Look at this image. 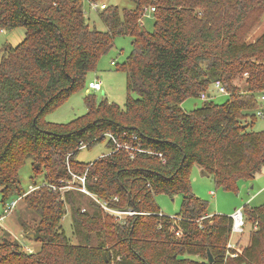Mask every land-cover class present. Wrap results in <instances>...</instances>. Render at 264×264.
<instances>
[{
    "label": "trees",
    "instance_id": "trees-1",
    "mask_svg": "<svg viewBox=\"0 0 264 264\" xmlns=\"http://www.w3.org/2000/svg\"><path fill=\"white\" fill-rule=\"evenodd\" d=\"M85 1L98 0H0V30L24 31L17 47L0 52V199L24 196L39 218L27 234L41 245L26 253L3 238L0 264H264V204L242 208L250 228L238 251L228 247L231 217L209 216L189 182L197 166L230 191L264 170V131L249 132L244 124L262 111L264 29L252 42L245 37L264 17V0H126L132 9L102 10L105 32L86 23ZM151 8L152 34L141 20ZM126 36L132 51L121 68L124 108L88 96L85 115L62 124L46 121L85 85L86 73L115 39ZM216 82L228 93L223 104L209 94ZM202 93L201 106L181 108ZM107 133L134 150H117ZM104 142L106 155L77 161L81 149ZM30 157L34 176L44 174L31 192L18 176ZM73 175L84 176L87 191L109 207L136 214L117 222L95 203L92 212L82 211L76 192L59 189L67 184L58 182ZM159 194L182 196L177 215L160 211ZM68 208L73 235L85 233L86 245L72 244L64 232Z\"/></svg>",
    "mask_w": 264,
    "mask_h": 264
},
{
    "label": "rangeland",
    "instance_id": "rangeland-1",
    "mask_svg": "<svg viewBox=\"0 0 264 264\" xmlns=\"http://www.w3.org/2000/svg\"><path fill=\"white\" fill-rule=\"evenodd\" d=\"M96 3L105 4L107 7H118L120 11L123 9H132L134 5L126 0H98ZM83 13L86 23L90 28H95L97 31L105 32L106 27L101 20L102 10H94L89 2L83 3ZM142 24L147 33L152 34L154 31L155 17L150 11H146L142 15ZM264 29V17L261 22L252 28L246 35L245 40L252 42L259 36ZM24 38V31L22 29H15L11 31H0V52L7 47H17ZM132 40L130 37H117L114 41V48L106 55L100 57L95 67L86 73L85 85L71 95L62 105L56 108L53 112L46 114L45 120L52 123H68L76 117L85 115L87 112L85 100L88 96L94 97V102L99 103L104 99L109 102L117 103L121 108L125 106L126 100V77L121 71L122 65L132 51ZM112 62L117 64V67L112 66ZM99 82L101 90L98 92L89 91L87 86L89 82ZM237 84L242 85V81L238 80ZM209 94L211 100L216 104H223L227 101V94H220L213 86L210 87ZM264 96V95H263ZM136 97V96H134ZM203 101L196 98L186 99L181 108L186 112H190L196 107L201 106ZM261 103L262 112H264V101ZM255 113L248 116L244 124L248 125L249 132L264 131V117L255 118ZM105 142L97 144L91 149L83 148L77 155V161L80 163H91L102 155L108 153ZM33 159L27 158L23 165L18 169V176L21 179V188L26 190L29 186L41 185L44 180V174L41 173L37 177L34 176L32 170ZM189 182L194 196L205 201L208 206V213L211 215H227L231 216L236 210H242L244 206L256 207L264 204V174L252 180H241L237 184L236 190H224L217 187L212 179L205 174L199 167L193 166L189 173ZM68 183L70 187L62 189L70 190L77 193L78 201L81 210L92 212V205L95 203L90 197L79 195L73 187L76 186V181L60 180L58 185ZM75 193V194H76ZM155 203L160 211L169 217L178 214L182 201L180 194L168 196L159 194L155 197ZM11 202V199L6 200L4 203L0 199V213L2 207ZM96 204V203H95ZM39 221L37 215L29 210L23 199L18 201L15 208L0 221V242L3 238H9L16 241L26 253L39 252L41 245L27 237V233L32 232ZM71 212L67 209V214L62 221L64 232L72 244L86 245L87 236L84 233H79L77 236L73 235L71 230ZM26 225L25 230L22 225ZM249 223L244 227V232L241 235L232 234L229 243L234 245L235 249L241 251L248 242ZM90 244L96 245L97 239L92 235Z\"/></svg>",
    "mask_w": 264,
    "mask_h": 264
},
{
    "label": "built area",
    "instance_id": "built-area-1",
    "mask_svg": "<svg viewBox=\"0 0 264 264\" xmlns=\"http://www.w3.org/2000/svg\"><path fill=\"white\" fill-rule=\"evenodd\" d=\"M90 6L94 9V10H104L106 8L105 4H98V3H89ZM147 11L153 12L154 8H151L150 10L148 9ZM1 31V30H0ZM112 66L115 65V62L111 63ZM214 88L220 93V94H228L225 90V88L220 84V82H216L214 84ZM88 89L98 92L101 90V84L99 82H90L88 84ZM201 100H206V94L202 93L201 94ZM261 101H264V96L260 97ZM257 117L259 118H263L264 117V112H262L261 110L257 112ZM105 138L108 140H111L113 142V144L116 146V149H125L128 151H132L134 150V148H132L131 146L125 144V145H120L116 142V140L112 137L111 134L107 133L105 134ZM135 139V137H133V140ZM137 150V149H135ZM72 181H76L79 182V184H81V186L76 187L75 186V190L90 197L105 213H107L109 216L113 217L115 221L117 222H122L124 218L126 217H130L133 216L134 214H136L134 211L128 210V211H118L114 208H111L107 205V202L105 201H101L98 197H96L95 195L89 193L87 191V189L85 188V177H78L73 175V179ZM67 185L62 186L61 188H59L60 190L65 189L70 187V185L68 183H65ZM35 189L34 186H29L28 191L31 192ZM52 190H56V187H52ZM24 196H19L17 198H14L11 200V202L9 204H7L4 208H2V212L0 213V221L2 220V218L9 214L17 205L18 201H20ZM113 201H117L116 198L113 199ZM232 219V229H231V235H241L244 232V219L242 216V212L241 210H236L231 216ZM176 235L178 236L179 233H176ZM228 247H234V245H232L231 243H229Z\"/></svg>",
    "mask_w": 264,
    "mask_h": 264
},
{
    "label": "water",
    "instance_id": "water-1",
    "mask_svg": "<svg viewBox=\"0 0 264 264\" xmlns=\"http://www.w3.org/2000/svg\"><path fill=\"white\" fill-rule=\"evenodd\" d=\"M27 237L28 238H33V235L32 234H27ZM208 256H209V261L212 262V257L210 256V254Z\"/></svg>",
    "mask_w": 264,
    "mask_h": 264
},
{
    "label": "crops",
    "instance_id": "crops-1",
    "mask_svg": "<svg viewBox=\"0 0 264 264\" xmlns=\"http://www.w3.org/2000/svg\"><path fill=\"white\" fill-rule=\"evenodd\" d=\"M91 82V81H90ZM264 174V170L258 175V176H256L255 178H258V177H260V176H262ZM255 178H253V179H255ZM209 216H212L211 214H209Z\"/></svg>",
    "mask_w": 264,
    "mask_h": 264
}]
</instances>
